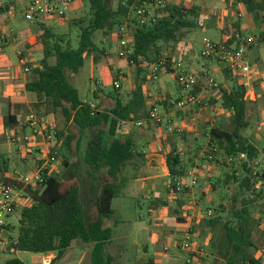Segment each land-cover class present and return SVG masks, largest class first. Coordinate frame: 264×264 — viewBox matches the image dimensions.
Masks as SVG:
<instances>
[{
	"label": "trees",
	"instance_id": "trees-1",
	"mask_svg": "<svg viewBox=\"0 0 264 264\" xmlns=\"http://www.w3.org/2000/svg\"><path fill=\"white\" fill-rule=\"evenodd\" d=\"M84 1L90 3L89 19L81 17L71 21V24L80 30L78 47L74 48L62 37H58L52 28L39 25L43 33L39 36L38 45L43 57L39 67L33 70L35 78L26 84V90L37 97V102L34 103L35 111L44 112L47 117L61 112L65 127H75L81 136L88 134L83 163L90 175L101 181L94 198L97 214L94 220L89 219L85 211L81 179H62L49 168L46 171L45 182L27 190L30 202L19 211L18 227H12L18 232L17 243H10L6 252L54 253L56 257L50 264H57L76 244H93L89 255L91 264L116 263L115 257L108 253V246L114 237V226L108 225L115 214L113 202L121 196L127 185L126 169L135 161L144 158V154L131 137L119 135L120 124L128 120L150 122L149 97L144 89L148 82L147 77L152 73L153 67H158L159 71L164 69L177 79V70L173 69L174 60L168 54L167 47L179 43L187 30L196 27L192 15H196L198 11L197 6L185 8L183 5L166 4L157 13L156 22L140 25L133 16L134 9L131 8L134 0ZM225 1L228 4L245 5L254 19L264 26V2ZM3 2L5 7L0 9L1 15L15 10L16 0ZM124 25H128L131 33L130 44L133 52L127 59L133 69L134 88L124 95L120 91L121 88L117 89L114 85V93L107 95L112 99V105L103 107L99 103L94 104L93 108L91 103L81 99L80 91L72 84L71 77L84 68L88 58L92 57L95 65L108 64L110 53L96 42V34L98 32L113 34ZM261 33H264V27ZM245 35L234 34L225 45L239 47L238 37ZM224 72L227 79L232 80V85L226 89L220 84L221 106L232 115L231 127L227 128L224 123H217L210 129H205L206 151L201 161H214L219 166L229 168L244 155L240 189L243 193L250 191L256 193L257 185L264 182V171H256L254 162L258 159L260 151L253 143L252 137L244 135V131L251 126L248 120L247 87L240 75H234L227 69H224ZM114 81L115 75L113 84ZM94 96L99 99L97 92ZM159 105L168 111L174 108L170 98H163ZM4 123L7 129L17 133L18 121L15 115H7ZM175 134L177 137L186 138L184 133L176 131ZM76 139L77 136L71 130L65 134L64 129L61 131L58 129L53 145L59 150L54 158L62 156L67 165L68 153L71 152L73 141ZM201 148L197 149L198 153ZM198 153L186 159L174 147L166 156L169 192L178 195L176 199L178 206L185 203L187 189L177 192V187L181 178L195 165ZM8 170L7 161L1 155L0 174ZM237 172L226 173L223 185L230 186V181L233 180L239 182ZM4 180L2 176L0 181ZM219 182L214 185V192L220 186ZM262 194L260 190L254 198L244 196L241 206L232 205L230 215L225 219L221 216L225 212V205L221 203L218 213L207 218L206 224L218 234L223 247V250L218 252L223 259L219 264H264L263 259L255 255L258 246L255 243L253 228L261 220L255 219L253 212ZM6 264L24 263L18 258H13Z\"/></svg>",
	"mask_w": 264,
	"mask_h": 264
},
{
	"label": "crops",
	"instance_id": "crops-1",
	"mask_svg": "<svg viewBox=\"0 0 264 264\" xmlns=\"http://www.w3.org/2000/svg\"><path fill=\"white\" fill-rule=\"evenodd\" d=\"M29 1L30 0H16V6L14 7H16V9L20 5L26 7ZM230 5L228 7H220L211 14L202 13L207 16L209 20H213L211 22V27H213L215 31L221 33V39L217 40V42H226L237 33L252 35L262 31L264 27L263 24L254 19V16L248 12L245 5L234 3ZM14 11L15 10H12L11 13ZM11 13L4 15L0 14V27L4 30L8 27H12L15 30V32L8 37L7 43L0 41V148L9 166V170L6 172L7 176L15 173L27 174L35 167L32 158L18 154L14 150V147L5 143L6 137L13 133V131L5 127L4 118L9 114L15 115L18 121L17 133L29 132L27 116L29 114L28 112L33 111L34 103L37 102V97L34 93L26 90V84L35 78L33 70L39 67L40 60L43 57L42 50L38 45L39 36L43 33L40 29V24L30 22L28 27L21 28V26H19L15 28V16ZM238 13L241 14L240 17L237 15ZM217 17L219 19L215 21ZM68 20L71 19L68 18ZM2 22H7L8 24L5 26ZM63 23L64 21H49L43 25L54 29L53 27L63 25ZM182 40L178 43L180 51L175 54V59L178 53L183 52L181 47ZM11 45L20 46V49L17 51L18 61L14 65L9 64L10 60L5 54L6 49ZM259 45L251 47L248 53L264 44ZM20 52H23L22 57L19 55ZM248 53L247 56L251 63V57ZM108 59V64L95 65L91 57L92 75L95 73V66L98 67L99 70L104 68L102 70H104L105 75V68L108 67V69L112 71L117 61L111 54ZM253 61L262 65L264 63L260 55L255 56ZM176 62H178L179 66L182 64L184 65L182 60H174L173 69L175 70ZM24 63L30 68L29 72L24 71ZM256 67L259 71V80L256 83L255 79H253L252 85H248L247 87V92L249 93V103L252 101L253 103H258L260 112L264 111V66L258 67L256 65ZM195 72L199 73L202 77L206 74L214 78L220 75L223 82H219L218 78L215 79L226 89L232 85V80L227 79L222 63L218 60L209 59V62L205 64L204 70ZM113 74L112 72L111 77ZM173 77L175 79L174 87L176 91L173 89L172 82L166 79L165 76H162L158 84L154 87L150 86L149 82H147L144 87L145 93L149 97L148 108L153 104H156L158 108H163L162 113L165 121H163L162 125H155L151 122H147L143 127L131 125L127 132H123L124 136L131 137L134 140L139 150L144 154V158L135 161L132 166L126 169L125 176L128 180L121 196H123V194H128L130 197H133L138 208L142 209L146 207V215L144 213L140 214L139 218L141 221H136V217L133 215L132 227L125 225L123 229H119L121 226L120 222L112 224L111 221L113 219H111L108 225L114 226V237L111 244L108 246V253L114 257L117 251H119V255H125L130 252L126 244L130 245L131 243L132 246L136 247V254L138 255V258L135 257L134 264H185V254L178 250L177 244L182 239L186 229L192 226L195 232L196 244L203 247L206 251V255L201 257L194 264H219V262H223V259L218 254L219 245L216 242L217 239L215 240L217 235H215L214 231L206 224L208 217L206 215L207 207H205L209 201L214 185L217 184L213 177H215L219 165L214 166L210 163L208 164L206 160L201 161L205 156L206 144H200L199 136L201 135L204 140L205 129H210V127L217 123H223L225 118H231L232 115L221 106L220 90L213 89H208L205 94L212 105L210 109L193 107L176 111L175 107H169L170 110H166L164 106L159 105L163 98H170L174 101L183 94V91L176 82L175 75H173ZM152 87L155 88L156 92L153 91ZM133 88L134 82L126 94L130 93ZM98 91L100 90H93L94 94L95 92L98 93ZM175 94L177 96H175L174 99ZM103 95L104 98L99 97V99L95 98V100L88 102L96 105L104 102L107 106H103L102 104L103 107H110L112 105V99L105 93H103ZM178 126H182L179 128L181 131H178L176 128ZM249 128H252V124ZM176 131L186 134V138L177 137L175 134ZM254 134L256 137L263 139L262 133L259 134L258 131L251 133L247 137H252L253 139ZM174 147H176L186 159L188 156H193L198 153L197 149L202 147L195 160V165L190 169V171H196L199 183L186 190L187 195L184 199L185 203L182 206H178L177 204L176 199L178 195L169 192V169L166 156ZM41 150L35 154L38 160V154L41 153ZM100 183L101 181H99L96 176L86 183L83 182L82 198L91 201V195H93L94 205V198ZM142 197H145L144 201H141ZM146 202L148 203L146 204ZM78 245H81L82 248L83 246H87L83 257L90 255L93 244H77V246ZM74 247H76V245L71 247L70 250ZM165 247H169V250L165 251ZM209 249L213 253L210 254L215 260L214 262H210L209 260ZM257 251L258 254H255L256 257L262 258L264 249L257 248ZM40 256H42V258H40L42 264H50L56 257V254H39V257ZM116 258L117 257H115V259Z\"/></svg>",
	"mask_w": 264,
	"mask_h": 264
},
{
	"label": "rangeland",
	"instance_id": "rangeland-1",
	"mask_svg": "<svg viewBox=\"0 0 264 264\" xmlns=\"http://www.w3.org/2000/svg\"><path fill=\"white\" fill-rule=\"evenodd\" d=\"M3 1V0H2ZM263 1L264 0H260ZM167 4L171 5H183L185 8H191L192 6H197L198 11L196 15H192L193 20L195 21L196 27L192 28L191 30H187L185 34V38L181 42V47L183 49V52H180L177 54V60L183 61L184 65H178V62H176V70L180 72L182 69H186L188 71H199L205 69V64L209 62V59H206L202 57L201 50H202V44L205 38H209L213 41H217L221 39V33L217 32L211 27V22L213 20H209L207 16H205L202 13L211 14L214 12V10H218L220 7L223 6H229L230 4L226 3L225 0H167ZM231 6V5H230ZM161 10V9H160ZM159 10V11H160ZM158 11V12H159ZM15 21L14 24L15 28H18L21 26L28 27L30 25V22L27 21L24 18L25 13V6L20 5L18 8H15ZM71 20H68V18ZM86 17L89 19L90 17V3L89 1H83V0H75L72 2L66 11V19L64 20L63 25L55 26L53 27L55 33L58 35V37H62L66 42H69L71 46L74 48L78 47L79 43V34L80 30L78 27H75L73 24H71V21L73 18H81ZM218 17L215 18V21H218ZM3 25H7L8 23L2 22ZM247 35V34H246ZM96 42L103 48H105L117 61L116 65L113 67V70L110 71L106 65V75L104 73V68L101 70L98 69V67L95 66V73L92 75V63L90 58L86 59L84 68L76 75L71 77L72 84L80 91V96L83 101H93L95 100L94 92L93 90H100L98 91V96L100 98H104L103 93L106 95H109L110 93H114L115 88L113 84V76L111 77V73H120L122 75L121 79V89L120 91L123 94H126L129 89L133 85V78L131 71L133 70L129 63L128 59H122L118 56V50L120 48V42L117 37V33L106 35L103 32H98L96 34ZM262 45V44H260ZM259 45V46H260ZM20 49L19 45H11L8 47L5 51V54L8 56L9 64L14 65L18 61L17 51ZM168 54L172 57L173 60L175 59V54L180 51V47L178 43H175L171 46L167 47ZM251 57V66L254 70V79L255 82L259 80V71L258 67L264 66L262 64H257L255 61H253V58L255 56L260 55L261 59L264 62V45L257 47L256 49L250 51L248 53ZM122 62V64H121ZM111 64V63H110ZM168 73L166 70L162 69L158 72V80L150 81V86H155L158 84L159 80L162 78V76H165L166 79L170 80L172 82V85L174 87L175 85V79L172 74H166ZM166 74V75H165ZM94 76V77H93ZM215 78H218V81H222L221 76L218 75V77L215 76ZM253 81V80H252ZM252 85V82H251ZM152 87V88H153ZM174 91L175 87L173 88ZM153 91L156 92L155 88H153ZM176 94L174 95V99ZM103 102V101H102ZM103 106H107V104L102 103ZM163 108L159 107L160 112H163ZM259 104L250 102L248 104V120L252 124V128L244 131V135L249 136L251 133L258 131V133H262L263 139L256 137L254 134L253 143L258 147L260 154L258 159L254 162L256 166V171L262 172L264 171V111L259 112ZM201 110V109H200ZM31 112H37L33 108V111ZM27 113V114H28ZM38 113V112H37ZM44 117V119L48 123H55L57 124V127L59 131L65 130V134H68V131L71 130L76 136L77 139L73 141L72 144V150L70 153H68V160L67 165L64 162V159L62 156L58 158H54L58 154L59 149L54 148L53 143H47L45 149L41 150V153H39V161H42L43 163L48 161V165L51 168V172L54 174L59 175L62 179H72V178H78L81 179L82 182L86 183L87 181H90L93 179V176L90 175V172L87 168V166L83 163V154L84 149L87 143V136L86 135H80L78 130L75 127H65V123L63 120V116L61 112H58L51 116H46L44 112L38 113ZM28 117V116H27ZM165 121V119L163 120ZM225 126L227 128L231 127L232 118H225L223 121ZM182 127V126H181ZM180 126L176 128H181ZM119 135L124 136L123 132H120ZM200 138V144L203 143L206 144V140L202 139L201 135ZM64 140V138H63ZM62 140V141H63ZM79 142V143H78ZM197 147V145H196ZM205 155V154H204ZM245 158H240L236 161L235 164H231L230 167H223L218 166L216 162H208V164H212L214 166H218V171L215 174V177L213 179L216 180V182H219V187L215 192H211L209 201L205 205L207 207L206 215L208 211H212L213 214H217L218 207L221 203L225 205L224 209L225 212L221 214V216L225 219L227 216L230 215V212L232 210V205L241 206V201L244 196L246 197H256V194L262 190V197L259 198L257 205L255 207V210L253 212V216L258 221L260 220V223L255 225L254 228V239L255 243L258 246L259 249H264V182H260L257 185V192L253 193L250 192H241L240 189V181L243 178V170H242V161H244ZM234 171H238L237 175L239 177V182H235L233 180L230 181V186H224L223 181L225 180L226 173H232ZM2 175H0L1 178ZM191 179H189V182ZM1 196V194H0ZM92 199L91 201L83 199V203L85 206V211L87 214V217L89 219H96V209L93 205V195H91ZM145 198V197H144ZM142 197L141 201H144ZM234 201H237L236 203ZM148 202H146L147 204ZM113 207L116 211L113 220L111 221L113 223L120 222V228L123 229V226L127 225L128 227H132V216L134 215L136 217V221L140 220V214L144 213L146 215V207L140 209L136 205V202H134L133 197H130L128 194H123V196H120L119 198L115 199ZM173 216V215H171ZM19 217L20 213H16L14 217L10 218V222L15 226L18 227L19 223ZM208 218H210L207 215ZM134 222V220H133ZM215 237L216 242L219 245L218 251L223 250V247L220 243V238L218 234ZM81 246V245H80ZM79 245L74 247L72 250L68 252V255L64 257L62 260L58 261L57 264H91L90 257H83L84 251L87 248V246L80 247ZM128 249L130 250L129 253L125 255H119V251H117L115 254L116 263L115 264H134L135 257L138 258V255L136 254V247L132 246L131 243L126 244ZM258 251L255 250V254ZM212 251L209 249V260L210 262H214L215 260L211 256ZM13 258L20 259L24 264H42V256L39 257V254H35L32 252H24V251H18L14 253L6 252V249H2L0 246V264H6L8 260H11ZM263 261H264V255H263Z\"/></svg>",
	"mask_w": 264,
	"mask_h": 264
},
{
	"label": "built area",
	"instance_id": "built-area-1",
	"mask_svg": "<svg viewBox=\"0 0 264 264\" xmlns=\"http://www.w3.org/2000/svg\"><path fill=\"white\" fill-rule=\"evenodd\" d=\"M75 0H30L25 7L24 18L29 22L45 24L49 21H64L66 19V11L68 6ZM167 4V0H134L131 8L134 9V18L140 25H149L156 22L157 13ZM4 2L0 1V9L4 8ZM15 16V12L11 13ZM239 17L240 13L237 14ZM15 32L14 28L8 27L6 30L0 27V41L8 42V37ZM120 42L118 56L127 58L133 52L130 44L131 33L128 25H124L116 32ZM229 41V40H228ZM217 42L209 38H205L202 44L201 55L206 59H215L222 63L223 69L230 70L234 75H240L243 83L248 87L254 79V70L248 59L247 53L251 47L264 44V33L239 36V47H227L228 42ZM20 57L23 52L19 53ZM24 71L29 72L30 68L24 63ZM152 73L147 77L148 82L158 80V67L152 68ZM176 82L183 91L181 97L173 101L176 111L185 110L187 108L199 107L202 109H210L212 107L210 101L205 97L208 89L220 90V83L209 74L202 77L197 72L182 69L178 72ZM122 75L115 73L114 85L117 89L121 88ZM248 93V92H247ZM249 96V93H248ZM95 108L94 104H91ZM148 119L155 125H161L164 115L160 112L156 105L148 108ZM147 123L146 120L123 121L120 124V131L127 132L131 125L143 127ZM28 133H11L5 143L14 147V150L24 156L34 160L35 167L30 173H15L7 176L2 174L4 181H0V246L6 249L10 243H17V230L10 218L19 213L20 209L26 206L30 199L27 190L31 187H38L45 182L46 171L49 170L48 161H39L35 154L39 150H43L47 143H54L58 135V127L55 123H48L44 117L37 112H31L27 117ZM178 131H181L177 128ZM45 145V146H44ZM54 146V145H53ZM0 148V160H1ZM245 157L244 155L242 156ZM211 158V157H210ZM230 161V160H229ZM1 175V174H0ZM191 179L189 182L188 180ZM199 179L196 171L191 170L188 174L181 178L177 187V192L198 185ZM207 215L212 217L213 212L208 211ZM178 250L185 254V264H194L201 257L206 255L203 247L195 242V232L192 226H189L183 234L182 239L177 244ZM169 247H165L168 251Z\"/></svg>",
	"mask_w": 264,
	"mask_h": 264
}]
</instances>
